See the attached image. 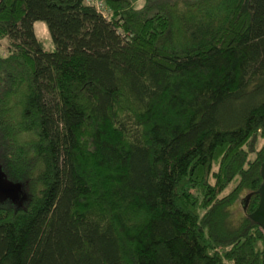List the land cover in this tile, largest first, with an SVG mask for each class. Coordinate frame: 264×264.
Returning <instances> with one entry per match:
<instances>
[{"label":"trees","instance_id":"1","mask_svg":"<svg viewBox=\"0 0 264 264\" xmlns=\"http://www.w3.org/2000/svg\"><path fill=\"white\" fill-rule=\"evenodd\" d=\"M103 2L0 0V264H264V0Z\"/></svg>","mask_w":264,"mask_h":264},{"label":"rangeland","instance_id":"2","mask_svg":"<svg viewBox=\"0 0 264 264\" xmlns=\"http://www.w3.org/2000/svg\"><path fill=\"white\" fill-rule=\"evenodd\" d=\"M89 5H95L97 9L106 14V7L103 0H87ZM35 32L39 40L42 41L46 50L53 48L52 36L48 25L45 22L35 24ZM6 51L4 42L0 41V54ZM27 188L23 183L11 182L6 178L3 168L0 166V207L11 206L23 208L27 204Z\"/></svg>","mask_w":264,"mask_h":264},{"label":"water","instance_id":"3","mask_svg":"<svg viewBox=\"0 0 264 264\" xmlns=\"http://www.w3.org/2000/svg\"><path fill=\"white\" fill-rule=\"evenodd\" d=\"M263 185L260 189V204L255 213L250 215V219L255 223L259 224L264 229V165L262 169Z\"/></svg>","mask_w":264,"mask_h":264}]
</instances>
